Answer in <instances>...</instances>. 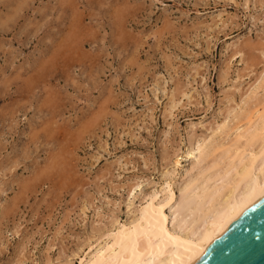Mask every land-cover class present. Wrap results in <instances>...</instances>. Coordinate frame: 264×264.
Listing matches in <instances>:
<instances>
[{"label":"rangeland","instance_id":"374dc122","mask_svg":"<svg viewBox=\"0 0 264 264\" xmlns=\"http://www.w3.org/2000/svg\"><path fill=\"white\" fill-rule=\"evenodd\" d=\"M263 49L264 0H0V264H80L179 201L264 109Z\"/></svg>","mask_w":264,"mask_h":264},{"label":"bare ground","instance_id":"6f19581e","mask_svg":"<svg viewBox=\"0 0 264 264\" xmlns=\"http://www.w3.org/2000/svg\"><path fill=\"white\" fill-rule=\"evenodd\" d=\"M247 114L248 122L242 130L235 129V139L213 146L208 168L178 189L179 201L174 184L167 181L132 221L112 229L80 264H191L200 258L264 196V109ZM217 125L218 131L227 124ZM202 148L201 142L192 141L187 155H204L207 150L203 153Z\"/></svg>","mask_w":264,"mask_h":264},{"label":"water","instance_id":"95a60500","mask_svg":"<svg viewBox=\"0 0 264 264\" xmlns=\"http://www.w3.org/2000/svg\"><path fill=\"white\" fill-rule=\"evenodd\" d=\"M191 264H264V196Z\"/></svg>","mask_w":264,"mask_h":264}]
</instances>
